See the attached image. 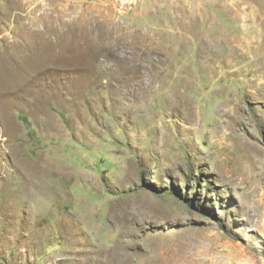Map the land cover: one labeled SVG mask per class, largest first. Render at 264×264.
<instances>
[{
	"label": "rangeland",
	"instance_id": "1",
	"mask_svg": "<svg viewBox=\"0 0 264 264\" xmlns=\"http://www.w3.org/2000/svg\"><path fill=\"white\" fill-rule=\"evenodd\" d=\"M0 264H264V0H0Z\"/></svg>",
	"mask_w": 264,
	"mask_h": 264
}]
</instances>
